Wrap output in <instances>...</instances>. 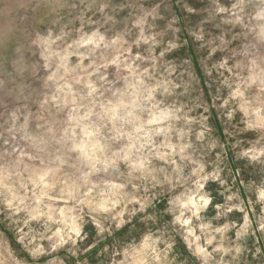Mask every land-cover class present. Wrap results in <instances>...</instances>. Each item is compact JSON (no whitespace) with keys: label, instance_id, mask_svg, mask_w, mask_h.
<instances>
[{"label":"rangeland","instance_id":"rangeland-1","mask_svg":"<svg viewBox=\"0 0 264 264\" xmlns=\"http://www.w3.org/2000/svg\"><path fill=\"white\" fill-rule=\"evenodd\" d=\"M0 264H264V0H0Z\"/></svg>","mask_w":264,"mask_h":264}]
</instances>
